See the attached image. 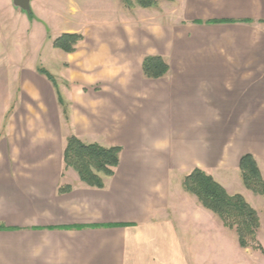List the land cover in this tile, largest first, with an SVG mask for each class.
Returning <instances> with one entry per match:
<instances>
[{"label":"crops","instance_id":"0c3cea01","mask_svg":"<svg viewBox=\"0 0 264 264\" xmlns=\"http://www.w3.org/2000/svg\"><path fill=\"white\" fill-rule=\"evenodd\" d=\"M82 1L31 0L30 18L12 0H0V264H238L240 250L211 248L210 234L195 227L201 215L215 214L185 191L182 181L200 168L228 193L241 194L258 213L260 233L264 194L245 187L239 161L251 154L264 180V22H258L264 19V0L257 16L248 8L214 3L207 4V12L200 9L205 0H184L183 22L170 30L150 26L133 42L120 43V28L111 25L96 28L102 43H94L83 24L67 22L58 35L80 32L84 40L73 53L55 48L58 35L45 26L55 16L84 13ZM214 18L235 22L193 23ZM27 45H34L35 61L24 53ZM46 45L62 53L67 93L37 72L46 61L40 56ZM96 45V60L108 65L97 73L96 87L82 89L97 99L93 115L90 107L78 105L71 89L72 81L85 79L73 72L78 60L95 63L88 56ZM147 54L166 59L164 77H144L141 61ZM26 79L52 114L60 108L58 88L69 103L64 118L69 135L121 146L114 174L102 175L104 188L87 186L66 168L62 152L57 158L49 151L50 138L40 146L38 137L15 136V130L38 128L18 119L27 111ZM91 130V136L83 133ZM61 186L70 189L60 193ZM98 224L126 226L85 227ZM201 241L207 242L203 248Z\"/></svg>","mask_w":264,"mask_h":264},{"label":"rangeland","instance_id":"374dc122","mask_svg":"<svg viewBox=\"0 0 264 264\" xmlns=\"http://www.w3.org/2000/svg\"><path fill=\"white\" fill-rule=\"evenodd\" d=\"M71 2H77L78 0H67ZM84 5V13L80 12L74 14L71 17H58L55 16L49 23V26L45 28L52 33L53 36L58 35V29H65L68 23H73V25L83 24L86 27V32L88 34V41L91 40L94 43H102L101 36L95 33L96 28H106L107 26H119L121 32L120 43L133 42L135 41L134 35H140L141 38L144 37L146 32H149L150 26L162 25L170 30V25L183 22L185 20V15L183 14L186 8V2L180 0L179 3H167L160 2L153 9H144L141 7H135L132 9H127L123 6L121 0H83L80 2ZM206 3V4H205ZM214 3L217 7L232 8L247 10V13L252 16L259 15V0H205L202 2L201 10L209 9L207 4ZM246 8V9H244ZM220 10V9H219ZM211 14V13H209ZM208 14V15H209ZM212 15V14H211ZM258 31L253 30L252 36L255 40ZM85 47V45H84ZM94 48L91 50L92 55L88 56V62L92 61L95 63L83 65L84 59L80 58L77 62V67L74 68L73 72L78 75L82 74L84 76V81H72V92L78 95V105L84 108L90 107V111L93 115L96 114V97L88 98L87 93L82 92V89L86 92V88L83 86L93 84L89 87H96L97 83V73L99 70L107 67V62L97 61L96 58L99 57V48ZM47 45L41 50V58H46L44 67L54 75L61 92L67 93V89H70V83L65 82L63 73V58L62 53L54 47L48 49ZM48 50L50 52L48 53ZM37 51V50H36ZM30 52L29 58L31 61H35L37 58L36 52L34 50V45L32 47L27 45L24 49V53ZM121 65H129L128 61H121ZM88 78V79H87ZM94 89V88H93ZM91 89L90 93L95 95ZM25 91L26 97L24 99V105L26 106L25 112L18 114V119L26 122H32L37 124L38 128H27L24 130H15V136L32 138L38 137L40 146L47 142L50 138L49 151L54 152L57 155L62 152L66 138L69 136V130L72 129L67 122H65L64 117L61 112V108L56 107L55 112L52 114L47 111V106L41 99H39L36 94L32 93L31 82L25 80ZM80 96H84L81 98ZM81 98V99H80ZM78 122L81 125L82 130L85 129V124L81 120L83 116L82 112H78ZM83 124V125H82ZM28 126H31L29 124ZM35 127V125H34ZM95 130L90 132H83L86 135L94 133ZM86 138H89L88 136ZM98 140V139H97ZM86 141V140H83ZM251 205V204H250ZM252 206V205H251ZM259 207V206H258ZM213 216V217H212ZM262 216V226L261 231L257 232V241L264 249V211H261ZM208 221V224H206ZM199 232L209 233L211 236L210 247H215L216 249H231L240 250V257L237 258L236 262L238 264H264V254L259 249H253L252 247L242 248L240 247L237 236L233 230L226 228L221 220L216 215H201L199 219L198 226ZM207 242L201 241L200 245ZM203 248V245L200 246ZM236 259V258H235Z\"/></svg>","mask_w":264,"mask_h":264},{"label":"trees","instance_id":"16d2710c","mask_svg":"<svg viewBox=\"0 0 264 264\" xmlns=\"http://www.w3.org/2000/svg\"><path fill=\"white\" fill-rule=\"evenodd\" d=\"M161 1L173 0H121L127 9L141 7L144 9L154 8ZM30 18L34 15L29 14ZM230 19H207L194 20L196 24L234 23ZM240 22L253 23V19H243ZM258 22H264L260 19ZM84 40L80 32H63L53 39V46L67 53H73L77 46ZM141 70L144 77L157 79L164 77L169 64L166 59L157 54H147L142 57ZM37 72L46 76L55 86V77L44 67L39 66ZM57 103L65 120L69 118V103L65 100L58 88L56 89ZM121 146H104L96 142H85L72 134L66 138L62 150V160L66 168L75 170L82 182L87 186L104 188L102 175L112 176L119 165ZM241 177L246 188L255 194H264V180L254 157L247 153L241 156L239 161ZM182 185L185 191L195 195L201 205L213 212L222 224L233 230L237 236L240 247L259 249L264 254V249L257 241V232L260 222L257 211L239 193L230 194L210 174L200 168H194L183 178ZM69 186L59 187V192L64 193ZM126 224H98L85 227H119Z\"/></svg>","mask_w":264,"mask_h":264},{"label":"water","instance_id":"95a60500","mask_svg":"<svg viewBox=\"0 0 264 264\" xmlns=\"http://www.w3.org/2000/svg\"><path fill=\"white\" fill-rule=\"evenodd\" d=\"M30 1L31 0H12L15 7L20 8L21 10L25 11L27 14L31 12Z\"/></svg>","mask_w":264,"mask_h":264}]
</instances>
